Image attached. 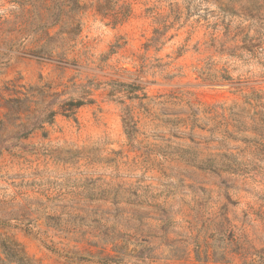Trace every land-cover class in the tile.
<instances>
[{
  "label": "rangeland",
  "instance_id": "obj_1",
  "mask_svg": "<svg viewBox=\"0 0 264 264\" xmlns=\"http://www.w3.org/2000/svg\"><path fill=\"white\" fill-rule=\"evenodd\" d=\"M104 1L0 0V129L31 87L94 101L0 150V241L35 264H264V0Z\"/></svg>",
  "mask_w": 264,
  "mask_h": 264
},
{
  "label": "trees",
  "instance_id": "obj_2",
  "mask_svg": "<svg viewBox=\"0 0 264 264\" xmlns=\"http://www.w3.org/2000/svg\"><path fill=\"white\" fill-rule=\"evenodd\" d=\"M113 8L112 0H105L98 5L97 11L102 15H108ZM109 86H111L109 97L122 104H124L122 96H126L129 100L146 98L145 94L144 97L138 94L144 89V87L138 84H109ZM119 94H122V96H119ZM58 96L57 94L49 95L44 90L31 87L24 93L23 98L8 100L6 108L9 112L6 115V120L1 121L0 150H9L14 146L11 141L27 139L35 131L44 129L46 125L53 124L60 112L66 117H74L79 108L94 103L93 99L85 97H81L78 100L60 101L58 103ZM86 96L88 98L91 97V91L86 92ZM39 97L41 98L38 99ZM55 106H59V109L55 110ZM10 123L15 128V137L11 138H9L7 130V125ZM123 123L129 140L133 141L137 131L136 123L132 118L130 110H126ZM0 246L11 263L35 264L25 253L23 247L16 241L10 238L2 239Z\"/></svg>",
  "mask_w": 264,
  "mask_h": 264
}]
</instances>
